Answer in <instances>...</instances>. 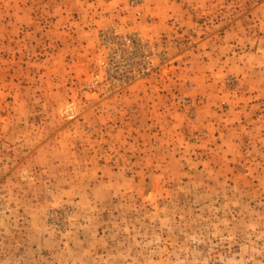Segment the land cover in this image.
Returning <instances> with one entry per match:
<instances>
[{
	"label": "rangeland",
	"instance_id": "374dc122",
	"mask_svg": "<svg viewBox=\"0 0 264 264\" xmlns=\"http://www.w3.org/2000/svg\"><path fill=\"white\" fill-rule=\"evenodd\" d=\"M0 264H264V0H0Z\"/></svg>",
	"mask_w": 264,
	"mask_h": 264
}]
</instances>
